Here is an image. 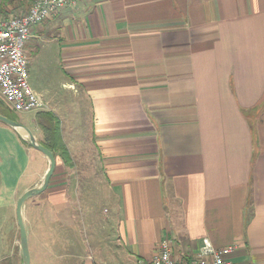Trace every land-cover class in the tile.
I'll list each match as a JSON object with an SVG mask.
<instances>
[{"label": "crops", "instance_id": "1", "mask_svg": "<svg viewBox=\"0 0 264 264\" xmlns=\"http://www.w3.org/2000/svg\"><path fill=\"white\" fill-rule=\"evenodd\" d=\"M28 47L57 162L24 206L48 234L31 264H150L163 240L191 263L206 239L264 264V0H77ZM48 169L0 123V264H22L17 203Z\"/></svg>", "mask_w": 264, "mask_h": 264}, {"label": "built area", "instance_id": "2", "mask_svg": "<svg viewBox=\"0 0 264 264\" xmlns=\"http://www.w3.org/2000/svg\"><path fill=\"white\" fill-rule=\"evenodd\" d=\"M30 8L25 15L0 17V91L8 107L16 113H38L46 109L41 96L29 84V61L25 46L34 27L51 18L58 11L74 5L77 0H27ZM231 248L217 249L204 240L198 255L189 263L177 261L168 240L160 244L159 253L150 264H234L224 255Z\"/></svg>", "mask_w": 264, "mask_h": 264}, {"label": "rangeland", "instance_id": "3", "mask_svg": "<svg viewBox=\"0 0 264 264\" xmlns=\"http://www.w3.org/2000/svg\"><path fill=\"white\" fill-rule=\"evenodd\" d=\"M30 8V3L27 0H0V17H12V16H22L25 15L28 10ZM8 10H11L10 12H8ZM48 20V19H47ZM47 20L45 22H47ZM43 22V23H45ZM25 53L26 56L28 58L29 61V71L30 72V82L33 81V78L37 81V82H45L47 81V79L44 77V75L48 74V78L50 79V83H51V64L49 68H45V63L49 62H45L43 60L44 59V55H41L40 57H38V59L33 60L32 58H30V48L28 47V43L25 46ZM61 75L59 74L58 77H60ZM40 96V95H39ZM2 95L0 93V103L2 102L1 99ZM43 99V98H42ZM45 103V102H44ZM46 104V103H45ZM2 109L4 110H10L9 108L5 107V105L1 106ZM7 108V109H6ZM9 117H13L14 119H16V122H19L21 124H23L24 126H26L27 128H29L30 130L33 127V121H36L38 116V114L36 113H16L10 110L6 111ZM39 123H42V119H38L37 120ZM47 124V123H45ZM48 125V124H47ZM34 134V133H33ZM84 170H81V173H83ZM36 200L39 199V197L34 198ZM32 200V199H31ZM36 208L35 209H40L41 207H43V205L36 204ZM47 207V206H44ZM43 207V208H44ZM103 207H105V205L103 204ZM103 209H107V211L109 210V208H102L100 210V215L104 212ZM38 211V210H37ZM37 216L43 215V221L45 222V224H48V220L49 217L44 216L43 213H37ZM44 223L43 222H34L29 226L30 228H27L28 231L27 233L30 232V237H31V241H32V247H33V243L35 241L36 238L39 239H44L48 236V234H46V228L43 227ZM48 228V225H47ZM35 232V236L33 237V234ZM30 237L29 241H30ZM30 244V242H29ZM231 248L232 252L230 254H226L224 255V257L226 259H229L231 261H233L236 264H246L245 262H242L241 259H236L237 256V249H238V245L236 244H232L230 246H227L225 248H220L222 250ZM4 264H7V262H5Z\"/></svg>", "mask_w": 264, "mask_h": 264}, {"label": "water", "instance_id": "4", "mask_svg": "<svg viewBox=\"0 0 264 264\" xmlns=\"http://www.w3.org/2000/svg\"><path fill=\"white\" fill-rule=\"evenodd\" d=\"M0 123L14 129L19 133L21 138L34 150L42 153L49 161V169L44 176L42 182L28 190L18 201L17 203V223L20 230V248L22 253V264H31V255H30V249H29V238L27 229L24 222V206L27 201H29L32 198H35L45 192V190L48 188L51 178L55 172L57 162L54 153L46 148L43 144H41L36 137L34 136L33 132L24 126L23 124L16 122L14 120L9 119L8 117L0 114ZM25 131L26 136H24L20 131Z\"/></svg>", "mask_w": 264, "mask_h": 264}, {"label": "trees", "instance_id": "5", "mask_svg": "<svg viewBox=\"0 0 264 264\" xmlns=\"http://www.w3.org/2000/svg\"><path fill=\"white\" fill-rule=\"evenodd\" d=\"M1 103H0V107H1ZM3 106V105H2ZM7 108H9L10 110H11V108L10 107H8V106H6ZM6 108V109H7ZM10 110H4L3 109V112H2V114H4V115H6V117H8L9 119H11V120H14V121H16V119H14L13 117H9L8 116V114H7V112L6 111H9L10 112ZM12 111V110H11ZM6 112V113H5ZM48 121V120H47ZM48 125H47V129L49 130V137L50 136H52L53 137V140H54V137H56L57 135H58V133H56V131H58V129L55 127V124H54V120L53 119H51V117L49 118V121H48V123H47ZM46 148H48V149H50L53 153H54V151H53V149L51 148V145H49V144H43ZM61 151H62V153L61 154H63L62 156H63V158L65 159V161L67 162L68 161V157H66L65 155H66V151H65V149L63 148V147H61Z\"/></svg>", "mask_w": 264, "mask_h": 264}, {"label": "bare ground", "instance_id": "6", "mask_svg": "<svg viewBox=\"0 0 264 264\" xmlns=\"http://www.w3.org/2000/svg\"><path fill=\"white\" fill-rule=\"evenodd\" d=\"M24 136H26L27 134H26V132L25 131H20Z\"/></svg>", "mask_w": 264, "mask_h": 264}]
</instances>
